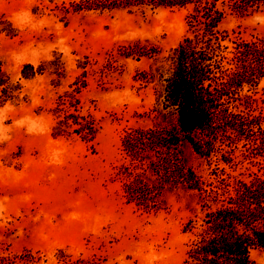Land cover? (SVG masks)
<instances>
[{
    "label": "rangeland",
    "instance_id": "rangeland-1",
    "mask_svg": "<svg viewBox=\"0 0 264 264\" xmlns=\"http://www.w3.org/2000/svg\"><path fill=\"white\" fill-rule=\"evenodd\" d=\"M201 1L0 0V264H194L185 197L130 134L154 99L139 73Z\"/></svg>",
    "mask_w": 264,
    "mask_h": 264
},
{
    "label": "trees",
    "instance_id": "trees-1",
    "mask_svg": "<svg viewBox=\"0 0 264 264\" xmlns=\"http://www.w3.org/2000/svg\"><path fill=\"white\" fill-rule=\"evenodd\" d=\"M259 14L264 0L201 1L185 35L138 75L154 99L131 148L185 197L194 264H257L251 252L264 246V23L239 34Z\"/></svg>",
    "mask_w": 264,
    "mask_h": 264
},
{
    "label": "clouds",
    "instance_id": "clouds-1",
    "mask_svg": "<svg viewBox=\"0 0 264 264\" xmlns=\"http://www.w3.org/2000/svg\"><path fill=\"white\" fill-rule=\"evenodd\" d=\"M255 20L260 21L261 23H264V18L260 17V16H256L254 17Z\"/></svg>",
    "mask_w": 264,
    "mask_h": 264
}]
</instances>
